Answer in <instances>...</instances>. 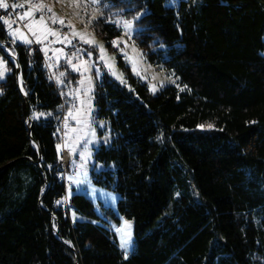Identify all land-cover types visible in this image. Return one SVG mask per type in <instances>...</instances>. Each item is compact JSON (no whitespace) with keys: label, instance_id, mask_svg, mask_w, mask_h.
Returning a JSON list of instances; mask_svg holds the SVG:
<instances>
[{"label":"trees","instance_id":"trees-1","mask_svg":"<svg viewBox=\"0 0 264 264\" xmlns=\"http://www.w3.org/2000/svg\"><path fill=\"white\" fill-rule=\"evenodd\" d=\"M101 1L96 32L110 42L120 29L108 14H142L138 45L183 88L153 94L128 67L133 89L108 78L98 85L113 138L95 153L106 168L93 183L120 196L117 211L100 212L66 190L62 89L42 52L13 43L0 21L30 104L29 114L9 60L0 82V264H264V0ZM108 218L132 222L127 258Z\"/></svg>","mask_w":264,"mask_h":264},{"label":"rangeland","instance_id":"rangeland-1","mask_svg":"<svg viewBox=\"0 0 264 264\" xmlns=\"http://www.w3.org/2000/svg\"><path fill=\"white\" fill-rule=\"evenodd\" d=\"M179 2L180 0H170V5H178ZM30 3L35 8L42 6L45 9L44 19L48 21L47 25L36 23L40 19L39 17H25L24 25H31V30L28 27L12 28V23L11 29L16 32V36L9 35V37L12 40L15 39V43L33 44V48L36 44L41 46L43 51L49 54V69L55 80L63 81V83L57 82L68 104L63 120V137L72 144V149L68 151V154L64 153L63 161L68 171L65 178L67 193L75 192L86 195L100 212H103L104 208H112L117 211V204L120 199L119 194L93 183L94 175L106 168L105 165L97 162L95 153L102 144L108 145L113 138L110 121L101 118L98 114V106L96 104L97 87L104 82V79L108 78L123 87L133 89L126 67L153 94L158 93L167 86H176L182 89L183 85L180 77L173 69L153 64L147 59L143 49L135 39L138 28L133 18H126L121 12L108 14L107 22H120L119 25L108 22L120 29V34L110 42L101 37L94 28L95 21L104 17L105 14V7L101 0L99 5L92 4L91 0H30ZM53 14H55L57 20L63 19L66 24L72 26L70 28L65 27L67 32L64 34L72 40V45H75V47L67 45L66 41H58L60 34L53 28L51 23ZM124 21H133V30L130 35L123 30ZM56 24L60 25L59 22ZM49 28L57 35L48 34ZM7 30L9 33L8 24ZM73 32L80 35L73 38ZM37 37L40 38V43L35 42ZM51 37H54V44L48 42ZM80 37H83V40ZM24 38L32 40L33 43H23ZM85 40L92 43H84L83 41ZM114 41L117 43L114 44ZM76 49L81 51L77 52ZM89 52L91 53L90 56L87 55ZM73 53H75V56H73ZM68 57H72L71 64L67 62ZM0 60L4 63V66L0 67V71L5 70V68L10 69V71H6L4 78L0 79L1 82L11 72L9 58L5 56L1 49ZM73 65L79 71L74 70ZM97 69H99V75H97ZM62 72L65 73L63 77L60 76ZM63 147L60 146V152H64ZM85 149H87V153H90V156L85 154L82 159L81 153H85ZM81 164H84V168L80 167ZM70 167H72L71 172ZM85 171H87L90 184L81 185L78 189L73 183L71 184V192H69L71 182L67 177L79 172L82 178V174ZM92 189L96 190L94 196ZM112 197H115V199L113 200ZM125 221L130 222V228L125 225ZM107 223L114 229L122 228L125 233H130V246L127 250V254H129L133 250L134 245L132 222L122 219L120 224H115L108 218ZM118 235L120 238L121 234L118 233ZM123 252L125 254L124 249Z\"/></svg>","mask_w":264,"mask_h":264},{"label":"snow or ice","instance_id":"snow-or-ice-1","mask_svg":"<svg viewBox=\"0 0 264 264\" xmlns=\"http://www.w3.org/2000/svg\"><path fill=\"white\" fill-rule=\"evenodd\" d=\"M91 3L94 4V5H99L100 0H91ZM9 7L13 8V9H16L17 7H24V5H17V4L9 5L8 3H6V0H0V9H7ZM35 11H36L35 9H33L31 11H26L23 15H19L18 19L19 20H24L25 17H29V16L34 17L35 16ZM40 11H41V16H40V19L38 21H36V23L41 24V25H47L48 21H46L44 19L42 6L40 8ZM49 11H51V10L49 9ZM140 15H142V14H138L136 17H134V20H138L140 18ZM0 21H3V23L8 24V26H9V35L15 37L16 36V32L11 29V24L15 23L16 21H8V20L4 19L3 17H0ZM57 22H59V24L62 26V28L63 27H69V28L72 27L70 24H66L63 19L57 20V18L55 17V14H53V16L51 17V23L53 25H55ZM108 22L116 23L117 25L120 24L119 21H108ZM132 23H133V21H124L123 22V30H124V32L126 34H129V35L131 34V32L133 30L132 29ZM25 27H28L29 30H31V25H25ZM48 34L53 35V36L57 35V33L53 32L50 28L48 29ZM33 35H35V33H33ZM79 35H80L79 33H75V32L72 33L73 38H76ZM45 38H47V37H45ZM80 38H81V40H83V37H80ZM58 41L59 42L66 41L67 45H72V40L69 39L67 35H65L64 37H58ZM15 42H16L15 39H13V43H15ZM22 42L23 43H27V44L33 43L32 40H28L27 38H24ZM35 42L36 43H40L41 42L40 38L37 37ZM83 42L84 43H92L91 41H86V40L83 41ZM113 43L115 44L117 42L114 41ZM72 46L75 47V45H72ZM76 51L80 52L81 50L80 49H76ZM87 55L90 56L91 53L89 52V53H87ZM73 56H75V53H73ZM13 59H14V57H13ZM71 60H72V57H68L67 58V62L69 64H71ZM3 66H4V63H3L2 60H0V67H3ZM17 67H19V66L17 65ZM73 69L79 71V69L76 68L75 65H73ZM6 71H10V69H6L5 68V70L0 71V79L4 78V76L6 74ZM99 74H100L99 73V69H97V75H99ZM64 75H65V73H63V72L60 73L61 77H63ZM57 82L58 83H63V81L59 80V79H57ZM39 115H44V114H39ZM70 115H71V113H70ZM65 147H66V145H65ZM85 154L90 156V153H87V149H85V153H81V158L82 159L84 158ZM80 167L84 168V164H81ZM67 179L71 182L70 185H69V192H71V184H73V183L77 186L78 189L80 188L81 185L90 184V181L88 179L87 171L83 172L82 178H81V174L79 172H77L75 175L68 176ZM91 191H92V194L94 196L96 190L92 189ZM112 199L114 200L115 197H112ZM57 203H60V201H58ZM125 225L130 228V222L125 221ZM115 230H116V232L121 234L120 235V247L125 250V258H127V250H128V248L130 246V233H125L122 228H116Z\"/></svg>","mask_w":264,"mask_h":264},{"label":"built area","instance_id":"built-area-1","mask_svg":"<svg viewBox=\"0 0 264 264\" xmlns=\"http://www.w3.org/2000/svg\"><path fill=\"white\" fill-rule=\"evenodd\" d=\"M6 3H8L9 5H12V4H17V5H24V7H17L16 9H13L11 7L7 8V9H0V17H3L4 19L8 20V21H16L15 23H13V26L12 28H16L18 29L19 27H25L24 25V22H25V19L24 20H19L18 19V16L19 15H23L26 11H29V10H33L35 9V15L37 17L40 18L41 16V11H40V8H35L31 3H30V0H6ZM45 9L43 8V16L45 15ZM3 23V21H1ZM5 24V23H4ZM6 27H7V24H5ZM53 28L55 30L58 31V33L60 34V37H63L65 36V32L66 29L65 27H60L61 25H58V24H55V25H52ZM48 42L54 44V37H51ZM76 43H78V41H76ZM0 49L3 51V53L12 61V62H17L18 61V55L15 51V46L13 45L12 41L9 40L8 42L7 41H4L2 39H0ZM32 50L33 51H40L42 52V55H43V59L46 63V66L47 68L49 69V54H46L45 51H43L42 47L37 45L34 46L33 48V44H32ZM14 57V59H13ZM66 145V147H65ZM63 148H64V153L65 154H68V151L72 149V144L69 143L67 140H64L63 142ZM71 167H70V172H71ZM67 171V170H66ZM68 172V171H67ZM125 256V254H124Z\"/></svg>","mask_w":264,"mask_h":264},{"label":"water","instance_id":"water-1","mask_svg":"<svg viewBox=\"0 0 264 264\" xmlns=\"http://www.w3.org/2000/svg\"><path fill=\"white\" fill-rule=\"evenodd\" d=\"M14 63V62H13ZM15 68H16V72H17V82H18V86L20 88V90L23 92V95L25 96L26 98V105H27V109H28V113L30 114V104H29V100L27 98V94L26 92H24L23 90V87H22V83H23V79H22V74H21V68H20V64L19 62H15ZM17 65L19 67H17ZM36 147H37V152H38V155L41 156V151H40V148L38 147V145L36 144Z\"/></svg>","mask_w":264,"mask_h":264},{"label":"crops","instance_id":"crops-1","mask_svg":"<svg viewBox=\"0 0 264 264\" xmlns=\"http://www.w3.org/2000/svg\"><path fill=\"white\" fill-rule=\"evenodd\" d=\"M131 253V252H130ZM130 253L129 254H127V257L130 255Z\"/></svg>","mask_w":264,"mask_h":264}]
</instances>
